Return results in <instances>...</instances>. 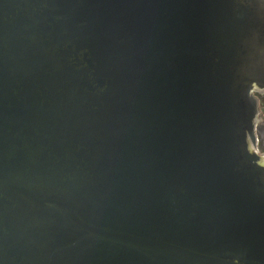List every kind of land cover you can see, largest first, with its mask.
I'll list each match as a JSON object with an SVG mask.
<instances>
[{
  "label": "water",
  "instance_id": "water-1",
  "mask_svg": "<svg viewBox=\"0 0 264 264\" xmlns=\"http://www.w3.org/2000/svg\"><path fill=\"white\" fill-rule=\"evenodd\" d=\"M264 0H0V264H264Z\"/></svg>",
  "mask_w": 264,
  "mask_h": 264
},
{
  "label": "flooded vegetation",
  "instance_id": "flooded-vegetation-1",
  "mask_svg": "<svg viewBox=\"0 0 264 264\" xmlns=\"http://www.w3.org/2000/svg\"><path fill=\"white\" fill-rule=\"evenodd\" d=\"M258 112L255 123V144L259 153L264 151V93L256 96Z\"/></svg>",
  "mask_w": 264,
  "mask_h": 264
}]
</instances>
